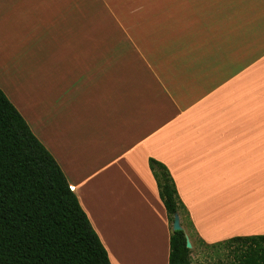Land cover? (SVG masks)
Wrapping results in <instances>:
<instances>
[{
    "label": "crops",
    "instance_id": "crops-1",
    "mask_svg": "<svg viewBox=\"0 0 264 264\" xmlns=\"http://www.w3.org/2000/svg\"><path fill=\"white\" fill-rule=\"evenodd\" d=\"M29 43L49 51L48 74L18 65L0 88L112 264H169L150 158L204 245L264 235V0H0V49Z\"/></svg>",
    "mask_w": 264,
    "mask_h": 264
},
{
    "label": "trees",
    "instance_id": "trees-1",
    "mask_svg": "<svg viewBox=\"0 0 264 264\" xmlns=\"http://www.w3.org/2000/svg\"><path fill=\"white\" fill-rule=\"evenodd\" d=\"M149 166L170 222L169 264H192L189 212L166 165L150 158ZM176 213L185 230L172 229ZM217 244L238 246L235 264H264V235ZM0 264H112L61 166L1 88Z\"/></svg>",
    "mask_w": 264,
    "mask_h": 264
},
{
    "label": "rangeland",
    "instance_id": "rangeland-1",
    "mask_svg": "<svg viewBox=\"0 0 264 264\" xmlns=\"http://www.w3.org/2000/svg\"><path fill=\"white\" fill-rule=\"evenodd\" d=\"M30 45L31 43L25 45L24 48H17V49H9V50L0 49V81H2L3 83L6 82L8 85L7 81L9 79H7V76L9 72H10V76L11 74L16 75V79L13 76L10 79L17 81L18 65H26L27 71L25 75L26 76L25 80H31L33 63L35 61H36L35 63L46 64L44 65V67L48 65L47 58L49 51L36 50V49L33 50ZM43 74H48V66L47 68L43 69ZM23 77L21 78V80L23 79ZM16 91H14L13 88L14 95H16ZM17 92H19L23 96L24 100L22 103H24L25 107H27V109L29 110L30 113L29 118L31 120L32 118H34V111L32 112L31 104H28L25 100H30L29 98L27 99L26 96L32 97V87H29L28 89H23L22 84H19V91ZM217 243L214 244L218 245ZM212 245L213 244L204 245L202 242H200L198 235H195V241H194V245L192 246V253H191L192 264H235L237 259L236 256L240 253L239 248L236 244L230 246H228L227 244L223 246L222 245L212 246Z\"/></svg>",
    "mask_w": 264,
    "mask_h": 264
},
{
    "label": "water",
    "instance_id": "water-1",
    "mask_svg": "<svg viewBox=\"0 0 264 264\" xmlns=\"http://www.w3.org/2000/svg\"><path fill=\"white\" fill-rule=\"evenodd\" d=\"M172 229L173 230H182V229H184V227L182 225V222H181V217H180V215L178 213H176L175 216H174V222H173ZM186 244H187L188 248H192V246H193L188 233H186Z\"/></svg>",
    "mask_w": 264,
    "mask_h": 264
}]
</instances>
